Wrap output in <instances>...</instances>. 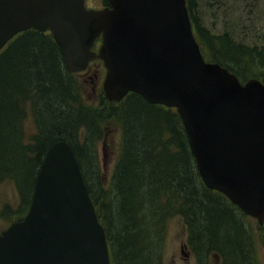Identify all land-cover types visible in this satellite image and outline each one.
<instances>
[{"label": "water", "instance_id": "1", "mask_svg": "<svg viewBox=\"0 0 264 264\" xmlns=\"http://www.w3.org/2000/svg\"><path fill=\"white\" fill-rule=\"evenodd\" d=\"M0 0V50L49 31L70 73L102 62L104 97L174 108L203 185L264 223V84L205 61L186 0ZM100 39L97 51L95 42ZM0 264H110L106 234L66 141L39 168L25 217L0 232Z\"/></svg>", "mask_w": 264, "mask_h": 264}, {"label": "trees", "instance_id": "2", "mask_svg": "<svg viewBox=\"0 0 264 264\" xmlns=\"http://www.w3.org/2000/svg\"><path fill=\"white\" fill-rule=\"evenodd\" d=\"M102 3L109 7L107 0ZM196 6V0H186L205 59L241 82L254 78L264 84V40L257 47L228 30L216 34L204 29ZM81 88L77 74L66 69L49 31H24L0 50V182L14 183L21 206L25 205L23 215L46 151L53 143L66 141L104 228L114 264H163L160 255L150 252L152 244L143 254L140 246L147 237L136 229L143 224L155 227L150 237L159 241L165 219L173 215L180 216L187 227V244L196 264H209L211 256H217L220 264H258L244 215L226 197L203 185L175 109L151 105L129 93L116 105L101 97L98 110L84 103ZM28 116L33 118L35 132L31 143L22 145V126ZM111 120L119 123L122 142L106 189L98 178L96 144ZM112 230L118 231L116 239Z\"/></svg>", "mask_w": 264, "mask_h": 264}, {"label": "rangeland", "instance_id": "3", "mask_svg": "<svg viewBox=\"0 0 264 264\" xmlns=\"http://www.w3.org/2000/svg\"><path fill=\"white\" fill-rule=\"evenodd\" d=\"M195 8L199 24L213 33L221 34L223 30H228L235 37L242 41L260 47L264 40V0H196ZM87 9H101L104 7L102 0H86ZM203 53V50H202ZM91 64L86 71L77 74L83 88L81 94L84 103L100 110V99L103 97L107 103L116 105V102L108 101L102 91V82L105 76V69L99 60ZM25 138L22 145L30 144L35 128L33 118L28 116L22 126ZM102 138L96 144L97 163L99 166L98 178L104 188L110 187L114 165L120 155L122 142L121 129L119 123L111 120L110 124L103 127ZM14 183L10 180L0 182V230L8 227L12 222L23 218L22 198ZM222 195V194H221ZM236 207V206H235ZM238 208V207H237ZM241 211V210H240ZM116 212V211H115ZM114 212V217L116 213ZM242 213V211H241ZM105 214V212H104ZM242 218L244 226L250 227L255 243V258L258 264H264V224L261 226L257 220L244 213ZM20 219V220H21ZM125 225L124 222H122ZM118 230L121 228L117 225ZM161 227V238L154 241L151 232L155 227L143 224L138 229L147 237L143 241V254L145 249L152 250L153 256L160 255L163 264H196L195 258L189 250L187 244L188 230L180 216L173 215L163 223ZM110 228V227H109ZM115 230L116 227H114ZM112 235L117 238L118 231L112 230ZM158 248L155 250V245ZM113 246L112 250L115 251ZM110 251V247H109ZM111 252V251H110ZM110 264L113 263L112 255L109 253ZM158 261L154 259V262ZM209 264H220L217 256H211Z\"/></svg>", "mask_w": 264, "mask_h": 264}, {"label": "flooded vegetation", "instance_id": "4", "mask_svg": "<svg viewBox=\"0 0 264 264\" xmlns=\"http://www.w3.org/2000/svg\"><path fill=\"white\" fill-rule=\"evenodd\" d=\"M99 44H100V42H98L97 44H96V48H98V46H99ZM4 230V229H3ZM2 230H0V232H1Z\"/></svg>", "mask_w": 264, "mask_h": 264}]
</instances>
